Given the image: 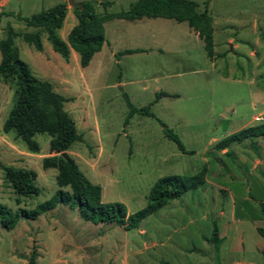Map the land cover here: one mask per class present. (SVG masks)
I'll list each match as a JSON object with an SVG mask.
<instances>
[{
	"label": "rangeland",
	"instance_id": "obj_1",
	"mask_svg": "<svg viewBox=\"0 0 264 264\" xmlns=\"http://www.w3.org/2000/svg\"><path fill=\"white\" fill-rule=\"evenodd\" d=\"M61 1L12 0L7 7L0 3V39L8 24L18 32L33 30L17 14L30 16ZM74 1H90L103 14L127 10L136 0ZM106 1L110 3L105 6ZM192 1L212 19L213 58L185 21L162 17L104 22L105 41L86 67L80 66L73 49L67 61L62 58L45 33L41 51L21 36L14 38L32 74L48 80L67 99L63 107L83 138L73 142L68 153L87 178L101 186L102 202H122L133 213L147 204L160 177L203 171L200 186L169 200L137 228L95 225L71 209L78 220L70 230L77 233L86 225L85 237L90 236L92 258L86 264H264V238L256 231L257 226H264L260 209L264 204V137H247L221 150L215 147L236 131L264 122V0ZM68 7L58 29L64 40L76 24L74 6ZM129 48L145 50L119 54ZM15 89L12 77L0 75V202L12 210L32 209L59 188L57 169H44L41 163L44 156L53 154L49 135L37 133L34 138L40 149L32 152L13 131H3ZM159 91L177 96L153 102ZM127 101L135 107L148 106L154 117L135 113L124 124ZM158 119L179 136L188 152H181L164 135ZM2 164L36 171L38 194L21 197L16 204ZM52 214L48 212L42 224L46 221L50 227ZM21 223L10 230L0 225L4 247L0 260L6 249L15 247L11 240ZM214 227L219 237L216 246L210 240ZM72 235L75 243L76 235ZM40 238L39 264H54V237L42 230ZM35 241L19 250L15 247L16 254L28 258L37 246ZM77 256L70 257L75 261Z\"/></svg>",
	"mask_w": 264,
	"mask_h": 264
},
{
	"label": "trees",
	"instance_id": "obj_2",
	"mask_svg": "<svg viewBox=\"0 0 264 264\" xmlns=\"http://www.w3.org/2000/svg\"><path fill=\"white\" fill-rule=\"evenodd\" d=\"M82 2V7H73L76 24L68 32L66 40L58 34V29L62 27L67 13L66 2H58L30 16L17 14L18 19L33 30L18 32L8 24L5 36L0 39V75L5 78L12 77L16 85L14 101L2 124V129L4 132L13 131L15 136L21 139L32 152H38L40 149L34 136L37 133L49 135V150L53 154L44 156L41 163L44 169H57L55 181L59 187L49 199L32 209L19 207L12 210L0 202V225L5 229L14 228L20 219H36L39 215L62 204L75 209L77 215L84 221L95 225L113 223L122 226L125 230H130L137 228L144 218L162 208L169 200L179 198L186 191L195 189L204 182L203 171L193 176H162L152 186L147 204L133 213H128L122 202H102L101 186L90 181L68 153L71 144L75 141H83V138L78 133L73 118L63 107L67 99L55 91L48 80L40 79L32 74L29 65L20 58L18 48L14 45V38L21 36L26 43L41 51L43 49L41 36L45 33L52 49L62 58L67 61L70 49H73L78 53L80 66L86 67L94 54L101 50L105 41L104 22L114 18L132 21L143 17H162L174 19L177 22L185 21L203 41L207 56L213 58L212 19L207 10H199L196 2L192 0H136L127 10L106 11L100 14L92 2ZM109 3L106 1L104 5ZM144 50L129 48L120 51L119 54ZM223 74L227 76L226 72ZM164 96L177 95L159 91L155 93L153 102H157ZM127 104L129 112L124 124H127L128 119L135 113L154 117L148 106L135 107L129 101ZM158 121L163 126L164 135L173 141L181 152H188L179 136L162 121L159 119ZM257 136L264 137V122L236 131L219 140L215 147L221 150L228 148L234 141ZM63 152L66 153L67 158L61 155ZM1 168L5 181L15 194L16 204L21 202V197L38 194L39 188L35 185L36 171L3 164ZM65 187L69 189L65 190ZM260 209L264 216L263 203ZM256 231L264 238V226H257ZM210 240L214 246L219 245L216 227L213 228ZM36 257V248L32 247L28 264H36Z\"/></svg>",
	"mask_w": 264,
	"mask_h": 264
},
{
	"label": "crops",
	"instance_id": "obj_3",
	"mask_svg": "<svg viewBox=\"0 0 264 264\" xmlns=\"http://www.w3.org/2000/svg\"><path fill=\"white\" fill-rule=\"evenodd\" d=\"M61 2H65L64 0ZM0 3H2V6L7 7L12 3V0H0ZM69 11V7L67 4V12ZM12 13V12H6ZM72 49H70L71 51ZM49 212L54 213V215H51L50 220V227L47 225L46 221L45 223L42 220L46 217V214L44 213L39 215L36 219L33 220H25L22 221L21 219L18 221V223H21V226L17 231H15V234L11 241H13V245L17 248V250L21 249V247H24L25 245L31 244L32 240L35 239L34 242L36 246V252L37 257L35 259L36 264H39V260L41 259L40 254L42 253V243H41V232L42 230L46 232V234H50L52 237H54V264H86L89 263L91 260V250H90V236L85 237V228L86 225L81 226V231H77V233H73L69 226L73 222H77L78 219L76 217L72 216L71 208H69L67 205L59 204ZM80 218V217H79ZM34 222L33 225H29L28 222ZM69 223V224H68ZM46 224V225H45ZM17 227V224L15 225V229ZM34 229V230H33ZM10 230V229H7ZM34 231V232H33ZM39 231V232H38ZM76 235L75 243H72V239L74 238V235ZM35 235V236H34ZM78 235V237H77ZM75 244V245H74ZM14 248H8L6 249V253L4 254V257H2V261L0 260V264H27L28 258L25 256H21L20 253L17 252ZM3 245L0 244V251H3ZM5 252V251H4ZM20 252V251H19ZM77 254L78 256L75 258V261H72V257ZM89 254V255H88Z\"/></svg>",
	"mask_w": 264,
	"mask_h": 264
},
{
	"label": "water",
	"instance_id": "obj_4",
	"mask_svg": "<svg viewBox=\"0 0 264 264\" xmlns=\"http://www.w3.org/2000/svg\"><path fill=\"white\" fill-rule=\"evenodd\" d=\"M68 4L74 6V7H82L83 6V2H75L74 0H68ZM61 155L64 158H67V155L65 152L61 153Z\"/></svg>",
	"mask_w": 264,
	"mask_h": 264
}]
</instances>
